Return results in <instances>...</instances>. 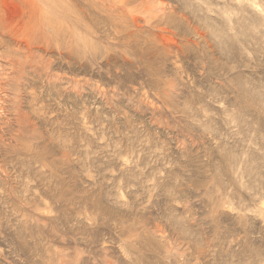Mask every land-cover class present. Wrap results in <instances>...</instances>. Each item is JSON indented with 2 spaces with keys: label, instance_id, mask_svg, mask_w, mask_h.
<instances>
[{
  "label": "rangeland",
  "instance_id": "374dc122",
  "mask_svg": "<svg viewBox=\"0 0 264 264\" xmlns=\"http://www.w3.org/2000/svg\"><path fill=\"white\" fill-rule=\"evenodd\" d=\"M0 264H264V0H0Z\"/></svg>",
  "mask_w": 264,
  "mask_h": 264
},
{
  "label": "bare ground",
  "instance_id": "6f19581e",
  "mask_svg": "<svg viewBox=\"0 0 264 264\" xmlns=\"http://www.w3.org/2000/svg\"><path fill=\"white\" fill-rule=\"evenodd\" d=\"M123 30V29H122ZM145 30V29H144ZM139 32V31H138ZM131 33V32H130ZM137 34V33H136ZM140 34V33H139Z\"/></svg>",
  "mask_w": 264,
  "mask_h": 264
}]
</instances>
